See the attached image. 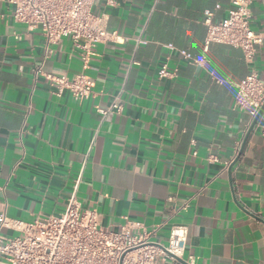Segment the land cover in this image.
<instances>
[{
	"label": "crops",
	"instance_id": "0c3cea01",
	"mask_svg": "<svg viewBox=\"0 0 264 264\" xmlns=\"http://www.w3.org/2000/svg\"><path fill=\"white\" fill-rule=\"evenodd\" d=\"M229 6L230 0H118L113 7L95 1L92 10L107 13V29L121 39L97 45L86 70L92 92L77 102L68 91L55 95L50 81L34 74L40 65L57 77L81 72L70 40L47 45L39 29L14 22L0 2V213L18 220L58 214L74 194L106 228L117 229L124 216L147 229L166 220L154 238L162 244L172 225H185L179 258L188 264H264V107L229 171L249 117L232 109L234 88L210 73L239 82L250 66L238 47L211 43L203 50L204 10L218 21ZM251 15L252 29L263 36L251 67L264 80V0H253ZM179 50L208 62L191 64ZM163 61L177 69L175 78H157ZM116 98L120 111L98 112ZM172 206L179 208L170 215ZM17 234L0 226V235ZM161 264L183 263L166 257Z\"/></svg>",
	"mask_w": 264,
	"mask_h": 264
},
{
	"label": "built area",
	"instance_id": "2783aa9c",
	"mask_svg": "<svg viewBox=\"0 0 264 264\" xmlns=\"http://www.w3.org/2000/svg\"><path fill=\"white\" fill-rule=\"evenodd\" d=\"M95 1L0 0L10 6L14 22L25 24L30 29H39L47 45L57 44L64 37L70 40L82 62L81 72L71 79L57 77L43 72L40 65L34 74L49 80L55 95L68 91L77 102L88 98L92 92L94 81L86 70L97 54V45L118 43L121 39L116 31L107 29L108 14L92 10ZM103 1L106 6L113 7L118 0ZM252 2L230 0L226 17L213 21L212 11L206 9L202 20L206 28L204 51L211 43L235 46L241 49L244 61L250 66L249 73L239 82L224 80L210 73L213 81H225L234 88L231 107L246 112L249 125L264 104V80L251 67L256 45L263 39L262 34L251 27ZM136 42L145 43V40L137 39ZM166 47L175 50L172 44H166ZM179 54L189 63L200 67L208 62L205 56L194 58L185 50H179ZM176 76L177 69L170 70L166 61L157 70L158 79ZM110 109H122L117 98L108 109H98V112L106 114ZM257 124L258 119L254 126ZM260 133L264 137V124ZM191 143L194 144V140ZM239 149L240 142H237L226 165L238 156ZM208 159L216 160L213 156ZM178 208L172 206L170 215L177 213ZM165 223L166 220L147 229L143 222L124 216L117 229L106 228L101 225L95 209L83 208L77 197L71 194L65 209L58 214L18 220L0 213V226L11 227L18 232L13 237L0 235V264H161L166 257L183 255L188 232L185 225L174 224L169 230L167 243L162 244L154 238ZM188 262H193L192 256H189Z\"/></svg>",
	"mask_w": 264,
	"mask_h": 264
},
{
	"label": "water",
	"instance_id": "95a60500",
	"mask_svg": "<svg viewBox=\"0 0 264 264\" xmlns=\"http://www.w3.org/2000/svg\"><path fill=\"white\" fill-rule=\"evenodd\" d=\"M263 107H264V104H263V106L261 107V109L259 110V112H258V114L256 115V117L253 119V121H252L251 124L249 125L248 130H247V132H246V134H245V137L243 138V141H242V143H241V146H240V149H239L238 156H237V157L231 162V164L228 166V170H229V171L231 170L232 166L235 164V162H236L237 159L239 158V156H240V154H241V152H242V150H243V148H244V145H245V143H246V140H247L248 136L250 135L252 129L254 128V125L256 124V121H257V119H258V117H259V115H260V113H261ZM174 258L177 259V260H179V261L182 262L183 264H188V263H186L183 259H181V258H179V257H174Z\"/></svg>",
	"mask_w": 264,
	"mask_h": 264
}]
</instances>
